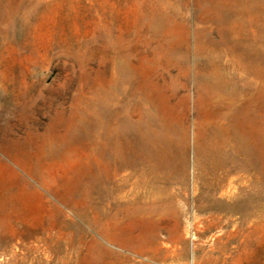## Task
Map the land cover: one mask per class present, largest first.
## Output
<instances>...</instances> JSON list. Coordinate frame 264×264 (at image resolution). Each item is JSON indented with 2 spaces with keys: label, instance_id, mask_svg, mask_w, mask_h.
Masks as SVG:
<instances>
[{
  "label": "rangeland",
  "instance_id": "374dc122",
  "mask_svg": "<svg viewBox=\"0 0 264 264\" xmlns=\"http://www.w3.org/2000/svg\"><path fill=\"white\" fill-rule=\"evenodd\" d=\"M233 1L0 0V264H146V250L155 254L152 264H264L263 66L236 79L258 90L251 225L240 214L230 218L226 203L212 196H201L194 208L189 180L179 221L131 217L97 228L91 146L78 140L82 127L90 130L96 90L109 82L113 57L127 69L131 120L141 84L149 96L164 97L175 123L185 119L190 129L205 120L209 108L197 115L191 108V65L177 68L174 52L192 58L196 41L218 43L235 38L237 28L263 26L252 20L249 29L251 15L238 11L242 5L216 20L219 6ZM248 3L258 6L255 18H264V0ZM153 18H161L160 28H150ZM256 48L264 55V42ZM190 139L189 132L188 172ZM239 176L244 182L242 170ZM147 232L157 234L159 247H144Z\"/></svg>",
  "mask_w": 264,
  "mask_h": 264
},
{
  "label": "bare ground",
  "instance_id": "6f19581e",
  "mask_svg": "<svg viewBox=\"0 0 264 264\" xmlns=\"http://www.w3.org/2000/svg\"><path fill=\"white\" fill-rule=\"evenodd\" d=\"M257 8L248 0H235L219 6L223 15L216 19L222 22L238 9L251 15L249 29L253 22L263 25H258L256 32L251 29L244 33L237 28L238 35L232 39L196 41L192 58L185 51L174 52L177 68L187 70L191 65L193 114L205 107L210 110L205 120L192 122L190 129L185 119L175 123L164 97L149 96L142 84L141 103L134 105L138 111L131 120L125 110L131 94L127 69L112 58L111 78L96 90L90 130L82 127L78 135L79 141H89L91 146L95 227L131 217L147 224L179 221L189 198V180L194 208L201 196H212L226 203L230 218L240 214L238 218L251 225L253 187L259 169L253 109L258 90L252 82L238 86L236 79L248 78L256 74L258 66L264 67V55L256 48L264 42V18L254 17ZM151 21L150 28L161 27V18ZM187 81L181 85L183 89ZM260 87L264 94V82ZM189 132L192 159L188 172ZM240 170L245 173L244 182ZM96 234L104 236L101 230ZM247 238L251 239V233ZM158 240L156 233L147 232L142 244L145 248L151 243L159 247ZM144 260L146 264L155 263L154 252L146 250Z\"/></svg>",
  "mask_w": 264,
  "mask_h": 264
}]
</instances>
